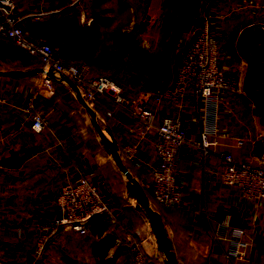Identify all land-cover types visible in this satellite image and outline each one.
I'll return each mask as SVG.
<instances>
[{"label": "crops", "instance_id": "1", "mask_svg": "<svg viewBox=\"0 0 264 264\" xmlns=\"http://www.w3.org/2000/svg\"><path fill=\"white\" fill-rule=\"evenodd\" d=\"M229 1L232 0H109L111 4L107 5V0H15L22 12L33 13L22 22L28 37H59L55 43L58 58L74 63L86 61L94 74L101 75L107 74L100 73L102 71L95 66L94 50L98 41L86 43L81 37L98 38L104 34L103 30L111 24L106 21L110 8L118 11L123 7L132 12L138 21L136 34L140 33L141 43L153 48L163 23H187L179 26L172 37L173 43H186L191 38L195 20L208 9L214 14L225 10ZM248 2L254 0H236V12L262 13L261 6L254 9ZM182 6L186 15L175 14ZM88 20L93 21L91 26L85 25ZM14 50L7 39L0 38V63L12 71L16 69L8 59ZM114 77L126 91L133 92L161 91L175 78L166 87L153 90L145 83L132 85L120 73ZM34 86L0 71V97L3 98L0 104V249L11 264H59L63 257L69 264H100V259L107 264H125L117 229L107 249L98 250L109 234L104 228L107 217L96 218L81 233L49 244L42 257L34 259L36 226L58 216L54 200L61 185L80 174L103 182L104 161L98 150L91 148L90 135L81 131L59 102L40 96L39 105L47 116V128L40 134L30 129L22 107L27 94L36 89ZM62 86L76 98L69 87ZM222 104L216 136L219 147L239 159L264 160L262 140L250 127L249 106L244 103L242 115L235 117L231 109L229 113L224 112L227 102ZM172 114L180 115L187 138L186 145L180 148L182 159L177 165L184 181L182 206L163 211V224L175 253L181 258L178 264H264V197L251 201L232 195L218 176L222 159L217 154L205 158L201 155L197 143L204 110L198 99L187 93L180 106H161L154 112V122ZM96 117L101 128L109 132L110 137L102 128L110 139L121 147L130 143V132L136 130L137 125L129 113L117 110L115 116H109L108 122L99 113ZM237 140L243 142L241 147L236 146ZM129 160L144 180L146 166L157 161L152 131L138 143ZM116 167L120 171L118 165ZM224 222L229 227L244 230L245 235L229 237ZM245 249L247 254H235Z\"/></svg>", "mask_w": 264, "mask_h": 264}, {"label": "built area", "instance_id": "2", "mask_svg": "<svg viewBox=\"0 0 264 264\" xmlns=\"http://www.w3.org/2000/svg\"><path fill=\"white\" fill-rule=\"evenodd\" d=\"M32 16L31 13L22 12L15 0H0V38L39 58V69H42L40 81L53 69L83 89L94 112L105 109L108 116H115L113 109L129 113L137 129L130 132V143L122 146V154L128 159L134 156L138 143L147 138L149 132H153L157 161L146 166L144 184L162 211L169 212L182 206L184 181L177 165L182 159L180 148L186 145L187 138L180 115H163L155 123L154 112L163 105L180 106L187 93L198 99L204 110L203 120L199 123L197 148L204 158L217 154L222 159L218 173L221 183L235 196L251 201L264 197V160L236 158L232 152L220 148L216 140L222 103L239 93L241 87L222 67V46L212 34L210 22L215 15L209 9L190 40L178 50V68L173 82L161 91H136L132 102L128 91L115 77L94 74L86 61L65 62L58 58L49 43L28 37L22 22ZM2 102L3 98L0 97V104ZM39 104L40 93L34 89L27 94L22 107L30 129L36 134L44 132L48 124L47 116ZM242 145L241 140L236 141V146ZM101 186L102 182L83 174L61 185L54 200L58 216L36 226L35 260L42 257L49 244L81 233L90 221L100 217L115 220L113 206ZM223 225L229 237L245 235L242 229L229 227L226 222ZM235 254L245 255L247 249ZM134 259L137 264L143 262L138 254ZM0 264H11L1 249ZM59 264H69L68 259L61 258Z\"/></svg>", "mask_w": 264, "mask_h": 264}, {"label": "rangeland", "instance_id": "3", "mask_svg": "<svg viewBox=\"0 0 264 264\" xmlns=\"http://www.w3.org/2000/svg\"><path fill=\"white\" fill-rule=\"evenodd\" d=\"M110 4L109 0H107V5ZM248 4L253 5L255 7L254 9L261 6L263 9L262 13H259L261 17L256 11L250 15L244 12H236V0H232L229 1L225 10H217L215 12V17L212 20L214 23H210V25L212 26L211 31L213 36L222 46V67L227 75L239 82L241 87L239 93L226 99L227 104L226 107H223V110L229 113L231 109L234 112V116L236 114L241 116L242 114H240V111H242L244 103L246 107L249 106V109L252 111L250 116V127L254 129L255 136L261 139L264 145V104L260 102V98L264 96V80L257 79L255 74H252L253 68L258 64V61L264 60V2L263 4H258L257 1L255 2L254 0V2H248ZM174 12L179 16L186 15L183 6ZM29 13L33 14L32 12ZM121 14L134 16L133 13L126 8L122 7V9L118 11L110 8L106 13L107 23H112L109 17ZM204 14L205 13H203V15ZM202 16L199 20L194 21V28H192L191 31L192 35L195 29L201 24ZM185 24L187 23H163L158 42L153 48H149L141 43L139 38L140 33L135 34L133 38L122 37V39L127 41L124 54L106 61L97 59L95 61L96 69L102 71L100 73L112 77L120 73L121 76L132 85L139 86L145 83L153 90L166 87L172 82L178 68V50L185 44L183 42L173 43L174 39L172 37L176 29L179 26H185ZM58 38L59 37H39L38 39L49 43L56 49L55 43ZM8 42L12 44L10 41ZM12 46L15 50L12 51V55L8 59V62L13 69L26 72L35 69V73L31 74H37L40 66L39 58L30 55L13 44ZM0 71L2 70L0 69ZM58 79L61 78L49 74L42 81L35 82L34 87L39 91L42 99L53 100L63 105L71 120L82 132L86 131L90 135L92 139V143H90L91 148L97 149L104 160L102 165V170L105 174V179L102 182L104 188L103 192L107 198H109L115 215L114 221L109 219L104 222V228L109 231V234H106L107 240L111 241V239H114V233L117 229V233L120 234L119 236H121V241L123 243L122 248H124L123 254L125 262H123V260L122 262L125 264H137L134 259L136 254L143 260L140 264H164L167 259L156 242L153 225L148 219L144 209L143 196L136 195L132 191L127 190L113 162L112 153L114 152L113 154L117 156L116 151L113 148H103L90 130L84 116L83 108L76 100L77 98H74L77 101L76 103L71 97L73 94H71L68 88L62 86V84L67 87L69 86ZM69 89L71 88L69 87ZM127 95L133 101L135 92L128 91ZM230 104H232V107ZM243 110H245V108H243ZM112 112L115 115L117 113L115 109H113ZM94 113L98 114V111L96 110ZM111 140L114 146L120 148L119 144L113 139ZM125 159L128 158L125 157ZM129 171L134 179L135 185L139 189L145 191L149 196L147 190L144 188L145 184L134 177L130 167ZM153 203L157 207L161 221L160 232L166 236L165 239L168 250L173 257L174 264H178L181 258L179 254L175 253L172 247L169 233L166 231L163 224V213L161 214L160 208L155 202Z\"/></svg>", "mask_w": 264, "mask_h": 264}, {"label": "water", "instance_id": "4", "mask_svg": "<svg viewBox=\"0 0 264 264\" xmlns=\"http://www.w3.org/2000/svg\"><path fill=\"white\" fill-rule=\"evenodd\" d=\"M0 69L2 70L3 74H5L9 77L22 79V80L40 81L41 77H42V69L41 68L38 70L37 74H34V75L29 73V72H26V71H20V70L12 71V69L9 66H7L3 63H0ZM50 73L52 75H56L59 78L63 79L65 81V83H67V85L71 88L73 93L82 101L83 106H84L83 111H84V116H85L86 122H87L90 130L92 131V133L96 136L99 143L103 146V148H113L116 151L117 156L119 157L120 161L123 164L124 173H125V175H127L126 180L129 184L131 191L136 195L143 196V200L145 201V203L149 207V210H150L151 216H152V221H153V226H154V235H155V239H156L157 244L164 251V254L166 256H168V254L171 255L169 250L164 248V245H163L161 237H160V222L161 221H160V217H159L157 207L153 203L152 199L145 193V191L139 189L135 185V182L133 181L132 176H131L130 171H129V165H128L125 157L121 153L120 148H117L116 146H114L113 143L103 134V132L97 126V124L94 120V117H93V114H94L93 108H92L91 104L89 103V101L87 100V98L85 97L83 89L79 85H77L73 81H71L64 74L56 72L53 69H50ZM171 257H172V255H171ZM170 264H174L173 257H172V261H170Z\"/></svg>", "mask_w": 264, "mask_h": 264}, {"label": "clouds", "instance_id": "5", "mask_svg": "<svg viewBox=\"0 0 264 264\" xmlns=\"http://www.w3.org/2000/svg\"><path fill=\"white\" fill-rule=\"evenodd\" d=\"M109 19L112 23L106 30H103L104 34L98 38L81 37L86 43L90 40L98 41L94 50V59L101 61L122 56L127 45V41L122 37L133 38L138 24L135 16L127 14L112 16ZM92 22V20H88L85 25L91 26Z\"/></svg>", "mask_w": 264, "mask_h": 264}, {"label": "trees", "instance_id": "6", "mask_svg": "<svg viewBox=\"0 0 264 264\" xmlns=\"http://www.w3.org/2000/svg\"><path fill=\"white\" fill-rule=\"evenodd\" d=\"M252 74H255V76H256L257 79L264 80V60H259V61H258V64L253 68ZM20 80H22V79H20ZM22 81L26 82L27 84H34V83H35V81H29V80H22ZM71 97H72V99H74L73 95H71ZM74 101L77 103V101H76L75 99H74ZM260 102H261V104H264V96H262V97L260 98ZM97 111H98L99 115L102 116V117L108 122V118H109V116L105 114V109H98ZM66 114H67V112H66ZM67 115H69V114H67ZM119 146H120V145H119ZM120 150H121V153H122V148H121V146H120ZM126 160H127V162H128V165H129V167H130V169H131V171H132L134 177H135L137 180H139V181H141L142 183H144L142 177H141V176L138 174V172L135 170V167H134V164L132 163V161L129 160V159H126ZM104 179H105V174L103 173V180H104ZM144 188L147 190V193H148L149 196L151 197L152 201L155 202L156 205L160 208V210H161V214H162V213H163L162 208H161L160 205L156 202V200L154 199V197H153L152 193L150 192V190L148 189V187H147L146 185H144ZM101 190L104 191V188H103L102 186H101ZM109 244H110V241L107 240V238H104V239L101 241V245L99 246L98 250H99V251H101L102 249H103V250H106L107 247L109 246ZM101 255H103V254H101ZM101 258H102V256H101ZM100 264H107V263H103V262H102V259H100Z\"/></svg>", "mask_w": 264, "mask_h": 264}, {"label": "bare ground", "instance_id": "7", "mask_svg": "<svg viewBox=\"0 0 264 264\" xmlns=\"http://www.w3.org/2000/svg\"><path fill=\"white\" fill-rule=\"evenodd\" d=\"M36 71H37V70H36ZM29 72H30V73H35V69H32V70H30ZM58 80L61 81L62 83H65L64 80H61V79H58ZM65 84H67V83H65ZM76 98L78 99V101L80 102V104L83 106L82 101H81L77 96H76ZM83 108H84V106H83ZM93 117H94V120H95L97 126L100 128V130L103 132V134H104V135H105V136H106V137L112 142V140L109 138V137H110V136H109V132H108L105 128H103V126H102V128L105 130L106 134L109 136V137H108V136L105 134L104 130L101 128V126H100V124H99V122H98V120H97L96 113L93 114ZM112 143H113V142H112ZM113 153H114V152H113ZM113 153H112L113 162H114L115 166L118 165V167H119V169H120V171L118 170V171H119V174L121 175V178H122L123 183L125 184L127 190L131 191V190H130V187H129V184H128L127 180H126V176H127V175H125V173H124L123 164L121 163V161L119 160V158H118L117 156H115ZM132 179H133V177H132ZM133 181H134V179H133ZM141 200H142V198H141ZM142 201H143V200H142ZM143 204H144V209H145V211H146V215H147L148 219L151 221V223H152V225H153V222H152V216H151V212H150V210H149V207L147 206V204H146L144 201H143ZM153 228H154V226H153ZM160 237H161L162 243H163V245H164V248L168 250L167 242H166V239H165L166 236H164L163 233L160 232ZM160 249H161V248H160ZM161 250H162V249H161ZM160 252H161V251H160ZM162 252L164 253L163 250H162ZM164 255H165V254H164ZM165 257H166L167 260L165 261L164 264H170V261H172V257H171V255L168 254V256L165 255Z\"/></svg>", "mask_w": 264, "mask_h": 264}]
</instances>
